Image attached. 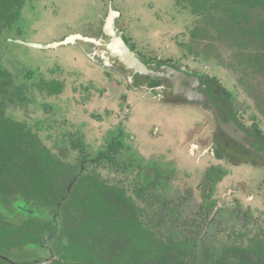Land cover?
Here are the masks:
<instances>
[{"label":"flooded vegetation","instance_id":"af4514ba","mask_svg":"<svg viewBox=\"0 0 264 264\" xmlns=\"http://www.w3.org/2000/svg\"><path fill=\"white\" fill-rule=\"evenodd\" d=\"M129 1L100 0L96 28L88 30L86 33L70 30L59 39L52 38L44 42L15 39V35L35 37L38 30L37 24L35 32L33 28H30V25H25V22H22L21 10L20 15L10 28L3 27L0 35L1 44L19 43L30 50L42 53V56L50 57L53 61L58 60V64L73 65L77 69L82 68L88 71V74L99 69L107 81V85L114 84L120 90L119 93L115 91L112 94L114 97L113 108L107 110V116L104 115L105 112L91 115L93 124H110L102 139L104 145L102 151H99L91 160L81 159L77 174L68 180L67 184H49L46 187V190L58 189L62 192L63 196L58 202L53 199V196H49V199L42 202L3 203L0 208V223H6L14 232L0 236V264H100L102 257L110 261L111 264H116V258L121 253L126 256L132 252L139 256L148 255V250L120 249L116 248L114 243L111 249L106 247L87 250L69 249L68 234L74 230L77 216L63 215V209L67 205L72 212H75L66 198L80 187L81 178L92 176L82 174L87 161L97 163L104 160L115 164V167H120L121 170L138 172L137 187L133 191V197L131 196L137 219L142 222L144 229L159 236V231H155L156 229L151 226L149 214L145 216L144 210L138 206L134 199L136 197L143 202L149 195L150 187H155L156 192L164 190V182H167L168 179L162 178L164 170L161 169V165L163 166V164L153 165L154 169H152L151 161H144L135 155L136 151L134 152L132 145L138 140L145 143L147 147L150 144L162 146L170 144L172 153L176 157L182 159L186 156L195 160L197 164L207 165L203 187L206 196L205 205L211 206L208 221L215 219V216L222 210L245 219L242 222L237 219L234 226L227 231V238L231 243L222 245L221 249L214 250L206 245L199 252L200 250H197L199 244L195 239L189 238L184 232L181 233L193 244H196L193 252L200 255L199 260H204V257L207 256L210 261L221 257L224 264H264V225L259 230L261 221L258 220V217L264 219V105L256 104L255 108L250 103H243V98L239 96L238 90L228 82L227 78L214 73L210 67L191 60L188 61L189 54L184 50L185 44L179 42L176 37L177 46L180 48L174 50L169 42L156 36L155 29L150 27L149 22V24L144 22L140 14L134 11L135 8ZM175 2L195 15L206 14L212 8L217 7L222 10L219 6L212 7V0H209L199 13L192 9L189 0H175ZM147 4L151 8H155L152 1ZM58 5L55 9H58ZM55 9H51L49 14L51 17L55 15L53 13H57ZM251 9L253 8H249V10ZM224 10L222 11L230 14V19L223 21L224 24L227 23L232 28L238 27L243 46H248L247 44L250 42L253 44L262 43L261 52L251 53L247 57L245 56V59L250 65H256L264 71V34H258L256 37L250 34V30L242 32L238 26V24L241 25V28L244 26L241 19L242 14H238V19L235 21L232 19L231 13ZM241 13L243 12L241 11ZM250 13L253 14L251 11ZM252 20L253 17L250 16L248 22H252ZM250 27L257 28L256 25ZM13 30L15 33L11 32ZM118 37H121L128 49L135 53L137 59L145 63L148 69L151 68L153 72L148 71L149 73L143 74L135 72L133 55L130 51L128 52L126 46L119 45ZM62 46L78 47L81 55L85 57L84 60L82 58L79 60L78 53H64ZM85 60L86 62H84ZM0 67L1 72L6 74L0 78L3 81H8V86L5 87L10 93L11 88L18 91L6 107V114L12 115L14 118V114L8 110L10 106L17 105L16 100L20 105H25L28 98H26L23 88L13 82L11 72L1 61ZM38 72V69L25 70L23 76L26 80L34 81ZM107 85L104 84L105 89L108 88ZM59 88L58 85H55V92L59 91ZM86 90H90V86L84 85L83 91ZM141 100L150 102V104L155 103L167 111H173L172 109L190 111L192 122L183 128L182 136L175 135L174 138L166 141L165 133L157 125H153L147 130L142 128L141 130L146 136H140L142 132L139 133L136 130L134 121L136 113L147 105L141 103L135 111V106ZM43 107L45 110L49 108L47 104ZM17 122L23 125L24 131L29 132L38 144L47 150V154L51 158L64 166V169L59 171L62 178L66 175L69 176L70 171L66 158L72 151L80 152L82 150L84 137L80 131L69 133L68 137L63 139V145L56 144L58 149L53 152L40 142L37 134L27 124L22 121ZM84 123L86 124V122H82L81 126ZM35 124V129L41 126L39 121ZM122 156H125L126 161L119 164L116 160ZM122 159L124 160L123 157ZM180 159L176 160L180 161ZM171 163L175 166V160ZM253 171L261 176L256 179ZM150 173L154 175L152 179L154 184L145 179ZM156 175L159 177L155 179ZM61 180L59 179V181ZM160 184L161 190L158 189ZM114 188L124 191L117 186ZM138 192H142L141 195H137ZM180 201H177L178 206H181L182 201ZM122 204L124 203L121 202V206ZM243 207H245L244 211L241 210ZM253 207L257 209L254 210ZM158 217H154V219L158 221ZM252 218L254 221H252L251 230H258L253 234H248L250 226L243 223H248V219ZM163 219L158 221V227L163 225ZM60 223H62V227H60ZM121 241L122 243H120ZM119 243L121 247L125 244V240L122 239ZM162 253H166V251H162ZM10 256L15 258L12 259ZM90 257H94L95 260ZM127 260L129 261V257ZM186 260L187 258L184 261ZM115 261L116 263H114Z\"/></svg>","mask_w":264,"mask_h":264},{"label":"rangeland","instance_id":"374dc122","mask_svg":"<svg viewBox=\"0 0 264 264\" xmlns=\"http://www.w3.org/2000/svg\"><path fill=\"white\" fill-rule=\"evenodd\" d=\"M149 1L153 2L155 8L147 4ZM129 3L135 8L134 11L140 14L144 22L150 23V27L155 29L156 36L169 42L174 50L180 48L177 46L176 37L179 42L185 44L184 50L189 54L188 61L210 67L214 73L227 78L228 82L238 90L243 103H250L254 107L256 104L264 105V71L256 65H250L245 59V56L251 53L261 52L262 43L250 42L248 46H243L238 27L232 28L227 23L224 24L225 20L230 19L229 13L217 7L212 8L206 14L195 15L185 7L182 8L176 4L175 0H130ZM57 5L58 9H55ZM99 5L100 0H25L21 9L22 22L30 25V28L34 30L37 24L38 30L35 37L15 35L14 38L44 42L52 38H62L70 30L86 33L97 26ZM53 8L57 13H53L55 15L51 17L49 14ZM250 11L253 13L251 14L253 20L264 16V10L260 8H253ZM11 32L15 33V30ZM61 48L67 54L78 53L79 60L85 58L78 47L62 46ZM41 54L16 42H10V45L0 43V61L11 72L13 82L23 88L28 98L25 105H20L16 100L18 104L10 106L8 110L14 114L15 120L27 124L37 134L40 142L53 152L58 149L56 144L63 145L64 138L68 137L69 133L80 131L84 137L83 148L80 152L72 151L66 158L70 175L64 176L59 181V185H65L77 174L81 159L91 160L99 151H102V146H104L102 139L110 124H93L91 115L105 112L104 115L107 116V110L113 108L112 94L115 91L119 93L120 89L114 84L108 86L99 69H96L98 72H94L95 74H88V71L82 68L77 69L73 65L58 64V60L53 61L50 57ZM36 69L39 70L37 78L34 81L26 80L23 76L24 71ZM104 84L108 86L107 89ZM55 85L60 87L57 92H55ZM84 85L90 86V90L83 91ZM10 91L12 92V88ZM141 103L147 105L136 113L134 121L136 130L139 133L142 132L140 136H146L142 128L147 130L157 125L165 133L166 141L174 138L175 135L182 136L183 128L192 122L190 111L177 109L167 111L155 103L150 104L142 100L135 106V111ZM46 104L49 106L48 110L43 107ZM37 121L41 126L35 129ZM82 122L86 124L81 126ZM132 148L134 152L136 151L135 155L138 158L151 161L152 169H154L153 165L163 164L161 165V169L164 170H161L162 178L168 179L164 182V190L156 192L155 187H150L149 195L143 202L135 197L134 200L144 210V215L149 214L151 220L154 217L164 216L173 202L182 201H180L181 206L177 205L179 216L170 219L166 215L163 225L158 227L161 232L165 233L168 229L184 232L199 244V248H197L198 245L196 247L200 250L199 252L206 245L216 250L221 249L224 244L231 243L227 238V231L234 226L237 219L240 220L239 222L245 219L222 210L215 216V219L207 220L211 213V206L205 205L206 196L203 187L207 165L197 164L195 160L186 156L182 158L183 160L176 157L172 153L170 144L163 146L150 144L147 147L145 143L138 140L133 143ZM122 157H118L116 162L124 163L126 158ZM173 160H175V166L171 163ZM82 172L85 175L95 176L97 180L109 187L117 186L124 189L129 197H133V191L137 187V171L121 170L120 167L116 168L115 164H110L108 161L103 160L97 163L87 161ZM253 174L256 179L261 176L254 171ZM65 207L63 215L68 217L75 215L68 205ZM244 208L241 210L244 211ZM253 209L257 208L253 207ZM123 210H125L124 207ZM258 220L261 221L259 226L261 230L264 219L258 217ZM154 221L157 220L154 219ZM252 221L254 218L248 219V223H243L250 226L248 234H253L258 230H251ZM90 246L97 248L95 244H90ZM10 258L15 257L10 256ZM234 258L236 259V256ZM165 264H173V262L168 260Z\"/></svg>","mask_w":264,"mask_h":264},{"label":"trees","instance_id":"16d2710c","mask_svg":"<svg viewBox=\"0 0 264 264\" xmlns=\"http://www.w3.org/2000/svg\"><path fill=\"white\" fill-rule=\"evenodd\" d=\"M208 1L189 0V3L192 9L199 13ZM24 2L25 0H0V35L4 26L10 28L18 18ZM215 6L229 11L235 21L238 19V14H242L240 18L244 26L241 28L238 24L242 32L250 30V34L256 37L258 34H264V18H259L253 23L248 22L251 16L249 8L264 10V0H212V7ZM253 25L257 28L250 27ZM3 75L6 74L1 72L0 67V77ZM7 82L0 78V208L3 203L9 204L8 202L12 204L42 202L49 199V196H53V199L58 202L63 196L62 192L58 189L46 190V187L49 184H60L59 179L61 180L62 176L59 171L64 169V166L51 158L47 150L38 144L29 132H25L23 125L15 121L12 115L6 114L7 105L18 92L12 89L10 93L5 87L8 86ZM158 177L156 175L155 179ZM153 178L154 175L151 173L145 177L151 184H154ZM79 186L66 198L77 216L74 230L68 234L69 249H94L90 244H95L97 248L111 249L114 243L115 247L120 249L149 251L148 255L140 256L134 252L128 256L121 253L116 258L117 263L114 262L116 264H164L168 258L173 264H224L221 257L210 261L209 257L205 256L204 260H199L200 255L193 252L196 244H193L180 231L168 229L163 233L158 229V221H162L166 215L170 219L179 216L177 202H173L165 215L158 217V221L155 222L154 219L149 218L151 226L160 233L157 236L143 228L142 222L137 219L131 197L127 196L123 190L109 187L93 176L81 178ZM158 189L161 190V184ZM141 193L138 192L137 195ZM121 202L124 203L122 206ZM13 232L14 230L6 223H0V236L13 234ZM122 239L125 240V244L120 247L119 241ZM90 258L95 260L94 257ZM185 258H187L186 261H184ZM100 264H111V262L102 257Z\"/></svg>","mask_w":264,"mask_h":264},{"label":"water","instance_id":"95a60500","mask_svg":"<svg viewBox=\"0 0 264 264\" xmlns=\"http://www.w3.org/2000/svg\"><path fill=\"white\" fill-rule=\"evenodd\" d=\"M117 42L119 43V45L126 46L125 42L123 41V39L121 37H118ZM127 50H128V52L130 51L128 49V47H127ZM130 53L133 55V58H134L133 67L135 68V72H139V73H142V74L146 73V72L149 73L148 71L153 72V70L151 68L148 69V66L145 63H142L141 61H139L137 59V56L135 55V53H132L131 51H130ZM135 59H137L136 62H135Z\"/></svg>","mask_w":264,"mask_h":264}]
</instances>
